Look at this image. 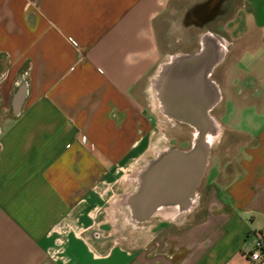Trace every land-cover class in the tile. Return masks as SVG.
<instances>
[{"label":"crops","instance_id":"0c3cea01","mask_svg":"<svg viewBox=\"0 0 264 264\" xmlns=\"http://www.w3.org/2000/svg\"><path fill=\"white\" fill-rule=\"evenodd\" d=\"M209 2L0 0V264H253L264 235V0H228L204 27L232 47L213 74L224 134L198 208L125 238L112 222L127 218L120 196L152 150L150 79L167 55L198 49L194 13Z\"/></svg>","mask_w":264,"mask_h":264},{"label":"water","instance_id":"95a60500","mask_svg":"<svg viewBox=\"0 0 264 264\" xmlns=\"http://www.w3.org/2000/svg\"><path fill=\"white\" fill-rule=\"evenodd\" d=\"M212 1H215L213 10L200 9L194 13L195 23L201 29L222 13V4L228 0L209 3ZM231 47L232 43L222 33L204 29L198 34L196 51L167 55L153 73L150 79L153 106L167 127L177 128L180 124L190 127V146L163 145L131 171L132 189L121 194L119 204L132 223L151 225L156 218L182 223L200 205L199 187L212 150L224 134L216 115L223 95L213 74L226 61ZM25 97V83L20 82L12 103L14 115H20Z\"/></svg>","mask_w":264,"mask_h":264},{"label":"rangeland","instance_id":"374dc122","mask_svg":"<svg viewBox=\"0 0 264 264\" xmlns=\"http://www.w3.org/2000/svg\"><path fill=\"white\" fill-rule=\"evenodd\" d=\"M221 19V18H220ZM219 19V21H220ZM217 21V22H219ZM214 27H216V23H212ZM209 26V25H208ZM200 30V32L203 29L198 28ZM198 46V45H197ZM148 98L150 100H147V103H143L144 105H146L154 114V118L156 121V129H155V134L153 137V142H152V150L150 151V154L147 156V159H149L155 149L161 148L163 145H169L171 147H178V148H188L190 146V137H191V129L190 127H188L185 124H180V126L182 127H186V131L183 130L184 132L181 133V135L178 134V132H172V130H168L171 129L169 127H167L163 122H162V118L159 115V113L156 111L155 107L153 106V103L151 102V94H148ZM174 129V128H173ZM176 129V128H175ZM182 131V130H181ZM222 140V139H221ZM221 143V142H220ZM220 145V144H219ZM219 145L216 147L218 148ZM216 148H214L212 150V153L216 150ZM146 159V160H147ZM214 161H216V159H214ZM143 162L141 161V164ZM125 187V184L122 183L117 192H120V190H122ZM114 223V229L117 230L118 236L121 238H125L126 236L132 235V233H137L136 231L132 230L133 227L136 226V228H141L143 224H135L132 223L129 219H124L122 217L121 214L117 213L116 217H114L113 221ZM133 225V226H131Z\"/></svg>","mask_w":264,"mask_h":264},{"label":"built area","instance_id":"2783aa9c","mask_svg":"<svg viewBox=\"0 0 264 264\" xmlns=\"http://www.w3.org/2000/svg\"><path fill=\"white\" fill-rule=\"evenodd\" d=\"M68 43L72 47H77L78 43L73 37L67 38ZM248 256L253 264H260L264 261V235L256 232V239L253 248L248 252Z\"/></svg>","mask_w":264,"mask_h":264},{"label":"flooded vegetation","instance_id":"af4514ba","mask_svg":"<svg viewBox=\"0 0 264 264\" xmlns=\"http://www.w3.org/2000/svg\"><path fill=\"white\" fill-rule=\"evenodd\" d=\"M223 14H226V12H224ZM222 13L221 14H219L217 17H216V19L212 22V23H217V21H219V19L222 17V15H223ZM182 126H185V125H182ZM182 126H179V127H177L176 129L174 128H172V129H168V130H172V132H178V134L179 135H181V133H183L184 131L183 130H185L186 131V127H182ZM182 130V131H181ZM156 150V149H155Z\"/></svg>","mask_w":264,"mask_h":264},{"label":"trees","instance_id":"16d2710c","mask_svg":"<svg viewBox=\"0 0 264 264\" xmlns=\"http://www.w3.org/2000/svg\"><path fill=\"white\" fill-rule=\"evenodd\" d=\"M6 64L4 65V67H3V70H2V74L5 72V69H6Z\"/></svg>","mask_w":264,"mask_h":264}]
</instances>
